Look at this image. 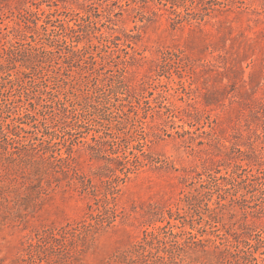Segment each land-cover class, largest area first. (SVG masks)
Instances as JSON below:
<instances>
[{
  "label": "rangeland",
  "instance_id": "rangeland-1",
  "mask_svg": "<svg viewBox=\"0 0 264 264\" xmlns=\"http://www.w3.org/2000/svg\"><path fill=\"white\" fill-rule=\"evenodd\" d=\"M234 172H264V0H0V264H122L164 225L212 249L222 204L264 264V211L217 203Z\"/></svg>",
  "mask_w": 264,
  "mask_h": 264
},
{
  "label": "trees",
  "instance_id": "trees-1",
  "mask_svg": "<svg viewBox=\"0 0 264 264\" xmlns=\"http://www.w3.org/2000/svg\"><path fill=\"white\" fill-rule=\"evenodd\" d=\"M25 13H32L25 9ZM48 21L46 20V23ZM43 27H46L45 25ZM113 91V89H111ZM85 101V105H88ZM100 103H90L91 108L96 109ZM75 115H81L84 112V106L80 105ZM77 126L82 125L80 119L76 117L75 121ZM59 162L65 166L66 174H70L73 179H79L82 189L91 190L92 194H95V188L91 184L90 179H85L84 175L79 174L76 166L69 158L53 155ZM119 164V169L122 171L124 163L116 160ZM112 176V175H111ZM220 178L214 179L213 190L220 193L218 194L217 203L224 199L221 192H225V189L231 190V199L229 206L232 207L231 202L237 206L242 213V217L252 218L264 211V172L261 174L252 172H234V175L229 176L225 183L219 181ZM123 180V177L114 174L110 179L105 181L108 193L112 196L117 192L116 183ZM228 180V181H227ZM230 185V187H224ZM201 183L199 188H196L191 194H187L184 197L185 205L189 209L197 210V206L205 199H209L214 192L212 189ZM225 205H217L213 208L207 209V221L209 224L212 222L213 230L219 231L221 227L224 228V233H218V238L221 241L218 244H213L212 249H208L206 243L201 239L194 240V235L191 231H187V236L184 237V233H176L172 230H167L169 226H162L157 231L149 232V239L145 238L143 242H138L133 247L118 257V261L122 264H237L238 257H250L255 250L253 244L249 239L261 240L260 234L248 230H243L245 227L241 225V232L231 231L230 223H225L223 220ZM229 212V211H228ZM170 216L172 214L170 213ZM183 219L185 217L179 216ZM184 224V221L182 222ZM214 226V227H213ZM231 234L232 239H228L226 234ZM181 238V239H180ZM149 247V249H148Z\"/></svg>",
  "mask_w": 264,
  "mask_h": 264
}]
</instances>
